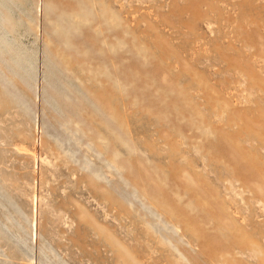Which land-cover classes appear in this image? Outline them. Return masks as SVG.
<instances>
[{
    "label": "rangeland",
    "instance_id": "374dc122",
    "mask_svg": "<svg viewBox=\"0 0 264 264\" xmlns=\"http://www.w3.org/2000/svg\"><path fill=\"white\" fill-rule=\"evenodd\" d=\"M0 264H264V0H0Z\"/></svg>",
    "mask_w": 264,
    "mask_h": 264
}]
</instances>
